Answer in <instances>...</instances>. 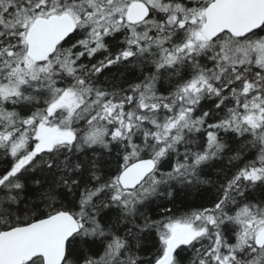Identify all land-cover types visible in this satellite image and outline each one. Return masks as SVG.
I'll list each match as a JSON object with an SVG mask.
<instances>
[{
    "label": "snow or ice",
    "instance_id": "obj_1",
    "mask_svg": "<svg viewBox=\"0 0 264 264\" xmlns=\"http://www.w3.org/2000/svg\"><path fill=\"white\" fill-rule=\"evenodd\" d=\"M0 264H264V0H0Z\"/></svg>",
    "mask_w": 264,
    "mask_h": 264
}]
</instances>
